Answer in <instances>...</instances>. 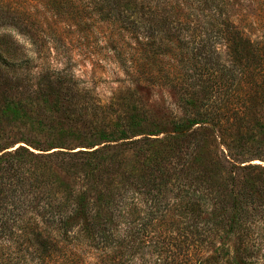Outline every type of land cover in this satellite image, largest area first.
I'll return each mask as SVG.
<instances>
[{
  "label": "trees",
  "instance_id": "trees-1",
  "mask_svg": "<svg viewBox=\"0 0 264 264\" xmlns=\"http://www.w3.org/2000/svg\"><path fill=\"white\" fill-rule=\"evenodd\" d=\"M19 1L0 0V139L3 125L28 118L8 98L9 78H38L62 93L73 78L64 68H30L31 57L11 47L5 28L20 26ZM89 2L87 17L115 22L137 39L143 65L126 73L175 89L180 114L158 129L133 107L84 143L30 121L45 137L0 144V264H204L207 247V264H264V166L227 151L236 172L223 181L200 167L211 126L242 113L232 104L249 93L253 43L216 11L217 0ZM156 132L170 138L162 152ZM128 151L137 172L122 162Z\"/></svg>",
  "mask_w": 264,
  "mask_h": 264
},
{
  "label": "rangeland",
  "instance_id": "rangeland-1",
  "mask_svg": "<svg viewBox=\"0 0 264 264\" xmlns=\"http://www.w3.org/2000/svg\"><path fill=\"white\" fill-rule=\"evenodd\" d=\"M18 6L21 8L20 26L10 24L5 28L6 39L14 51L31 57L26 63L30 68H64L73 78L71 83H62V86H70L68 93L44 85L46 82L38 78L22 75L9 78L11 81L6 85H12L6 87L8 98L19 102L20 111L28 118L3 125L1 145L18 141L22 136L45 137V132L29 127L30 121L46 132L63 130L66 134H76L79 137L73 142L84 143L92 133L111 130L117 114L130 113L133 107L144 117L145 126L154 124L158 129L168 128L172 115L180 114L179 93L175 89L163 80L137 79L139 74L134 69L131 74L126 73L132 66L139 69L143 65L138 58L137 39L132 34L119 32L115 22L98 20L93 15L87 17L86 11L93 6L89 0H20ZM76 9L82 10L80 18L75 16ZM216 9L235 23L256 51L254 55L249 54L247 61L249 75L245 85L249 93L234 99L232 104L242 113L225 119L221 125H212L209 141L201 148L200 167L206 169L214 181L221 182L235 171L224 160L227 151L236 157L245 154V159H240L244 164L264 166V0H217ZM6 75L10 76L11 72L7 71ZM243 99L244 107L240 105ZM37 126L33 128L38 129ZM156 133L158 140L154 145L162 152L167 149L170 138L165 132ZM122 156L125 168H134L137 172L135 154L128 151ZM165 160L168 165V160L172 162L174 158L166 155ZM238 173L245 176L249 172L238 170ZM171 180L173 182V177ZM169 196L165 194V200ZM218 242L215 239V245ZM210 252L212 247H207L200 255L204 264Z\"/></svg>",
  "mask_w": 264,
  "mask_h": 264
}]
</instances>
